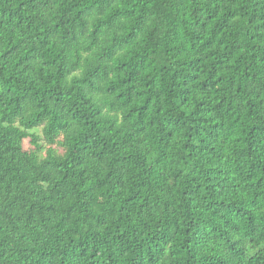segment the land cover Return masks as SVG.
I'll return each mask as SVG.
<instances>
[{"label": "trees", "instance_id": "16d2710c", "mask_svg": "<svg viewBox=\"0 0 264 264\" xmlns=\"http://www.w3.org/2000/svg\"><path fill=\"white\" fill-rule=\"evenodd\" d=\"M0 264H264V0H0Z\"/></svg>", "mask_w": 264, "mask_h": 264}, {"label": "rangeland", "instance_id": "374dc122", "mask_svg": "<svg viewBox=\"0 0 264 264\" xmlns=\"http://www.w3.org/2000/svg\"><path fill=\"white\" fill-rule=\"evenodd\" d=\"M35 131H36V133H37L38 135H40V136L42 137V135H43L42 128H37ZM41 142H42L44 148L48 147V145H47L43 140H42ZM24 145H25V147H27V148H32V147H33V145H31L29 139L25 140ZM55 147L58 148V145H55Z\"/></svg>", "mask_w": 264, "mask_h": 264}]
</instances>
